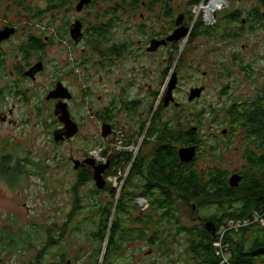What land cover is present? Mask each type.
I'll return each instance as SVG.
<instances>
[{
  "label": "rangeland",
  "instance_id": "1",
  "mask_svg": "<svg viewBox=\"0 0 264 264\" xmlns=\"http://www.w3.org/2000/svg\"><path fill=\"white\" fill-rule=\"evenodd\" d=\"M209 1L213 0H175L170 5L171 15L164 23L166 34H170L173 24L184 13L193 33L169 48L173 52L167 59V68L179 73L180 97L186 104L182 109L184 129L195 128L199 140L195 157L198 175L208 181L207 173L219 170L229 183L233 175H242L249 169L245 157L246 152L253 151V145L247 144L242 128L236 127L237 120L229 119L228 111L237 103L260 102L264 106V27L260 23L247 25L245 31L239 33V24L226 20L229 14L237 11L241 13V19L245 18L248 12L258 8V0H225L226 7L212 8L214 20L208 23L204 12L198 14L197 10L208 5ZM48 6V0H4L0 5V26L7 22L17 32L0 44V53L3 54L0 116L13 111L8 116L11 124L0 119V159L11 157L10 167L16 161L22 164L14 181H8L0 172V232L6 229L12 235L20 234L28 240L23 241L20 248L2 252L0 264H68L66 259L70 264H91L96 244L87 233L96 229L92 225L98 221L92 215L97 211L95 208L102 209L96 200L102 199L101 206L110 205L111 215L106 227L120 221V215L114 216L118 197L92 196L91 191L96 188L92 183L78 184V172L71 162V157L81 159L97 146L95 120L83 92L90 88L95 95L96 79L78 69L82 61L80 50L84 47H77L73 41L65 47L57 44L50 47L47 42L49 30L55 24L54 30L57 31L62 28L59 24L63 19L67 17L72 23L81 18V13L76 11L77 3L63 9L55 5L51 11L47 10ZM65 12H68L66 17ZM135 14V30L128 36L122 31L118 33L119 38L127 37L133 43L138 54L136 63L130 61L128 65L132 79L139 78V75L133 77L131 67L144 64L148 68L158 59V55L144 56L138 50L145 49L149 38L137 28V25L146 23L141 19L146 13L139 9ZM33 36L46 42L44 51L32 55L30 64L25 67L39 59L43 61V70L35 81L22 75L18 77L16 72L22 57L18 49ZM54 69L69 74L65 81L73 95L69 109L82 130L81 136L63 144L55 143L52 138L56 116L53 115L54 103L46 99ZM201 87L205 89L202 96L193 101L196 103L188 102L190 90ZM91 103L94 106L95 98ZM151 153L152 146L149 155ZM122 183L120 180L116 187H113L116 183L111 185L118 192ZM139 199L148 202L144 219L149 223L146 231L150 241L125 245L116 253L103 242L99 244L102 254L96 264H101L107 254L111 264H196L189 235H184L181 228L205 226L213 222L211 217L221 216L222 212L214 206L196 209L177 200L165 217L151 204L153 197H136L130 199V208L135 215L143 212ZM50 230L54 231V238L48 234ZM109 236L107 233L106 239ZM252 237V231L245 232L247 244ZM63 255L66 259H62Z\"/></svg>",
  "mask_w": 264,
  "mask_h": 264
},
{
  "label": "flooded vegetation",
  "instance_id": "2",
  "mask_svg": "<svg viewBox=\"0 0 264 264\" xmlns=\"http://www.w3.org/2000/svg\"><path fill=\"white\" fill-rule=\"evenodd\" d=\"M3 1L4 0H0V5ZM48 1L53 5L62 6L60 7L61 9L70 6L72 3L78 4L80 2V0ZM221 1L225 2V0ZM174 2L175 0H91L90 3L85 5L78 13H81V18L75 19L72 23H70L69 19L66 17L68 12H65L67 20L63 19L59 24L62 28L55 31V24L53 28L49 30L50 35L47 37V42L50 47H53L55 44L65 47L68 46V43L70 45L71 41H73L77 47H84L80 50L82 61H80L81 65L78 69L83 70L88 76H93L96 79L95 88L97 90H95V95H92L93 91L90 88L83 92L84 97L89 100L90 105L88 107L91 111L90 114L95 120L97 128V138L95 137V139L97 146L93 152L90 154L88 152L81 159H74L71 157V162H78L77 169H75L78 172V180L81 177L86 181L84 185L92 183L96 188L91 191L92 196L95 198L101 197L102 195L112 198L118 197L114 213L120 214V221L116 220L114 225H117L118 230H120L111 233L108 229L107 233H110V236L106 239V234V241H104L114 253L120 251L125 245L135 246L150 241L151 237L148 236L149 234L146 231V228L149 227V223L144 219V211L148 207L144 209L142 213L139 212L138 215L132 213V209L130 208V203L132 204L130 199L136 197H151L152 195L150 185L148 184V175L145 172H137L134 167L140 168L142 166L144 170H147L148 164L152 159L153 149L158 147V143L161 141L159 140V136L168 129L171 133L170 135L175 133V138H180V132H182V127L185 125V122H183L182 109L185 108L186 104L183 102L184 100L182 97H180L181 91L178 82L172 92L174 101L164 106V98L167 93L169 82L174 74L177 77V81L179 76L177 71L168 72L167 68V59L170 58L173 52V49L169 48L174 46L176 42H169L166 46H161L154 52L148 51L151 41L165 40L179 29L183 31L188 30L187 37L193 33L185 21L186 15L184 13L177 18L170 34H166L164 23L166 18L171 15L170 5ZM212 7V2L209 1L208 5H204L197 10L198 14L204 12L205 19L208 23L214 20ZM223 7H226V5L223 4ZM139 9L146 13V15L141 16L142 20H146V23L137 25V28L141 29L145 37L149 38V42L148 44L145 43V49L138 50L144 56L145 54L147 56L158 55V59L157 62L154 61L150 64L152 66L151 69V66L146 68L144 64L131 67L130 74H133V77L139 75V78L132 79L128 74V65L130 61L136 63V56H138V54L134 51L133 43H131L127 37L119 38L118 33L122 31L128 36L135 30L136 25L133 20L136 16L135 11ZM120 10L123 12H120ZM237 12L241 15L239 11ZM151 22L154 23L151 24ZM76 23L79 24L78 40L73 38L71 31L72 26ZM240 23L242 25H239V33H243L247 27L246 19H240ZM257 24L258 23H256V25ZM7 27L13 26L5 22V25L0 26V30ZM162 29L165 30L163 31ZM16 33L15 29L14 34ZM6 41L7 40L2 41L0 44ZM33 41H36V43L41 42L43 47L46 45L45 41L34 36L31 37L26 44L22 45L18 49L22 57L19 61L20 65L16 68V72H18V77L22 75L23 77L35 81L37 75L43 70V61L39 59L26 69L25 67L30 64L32 55H38L40 52H43L44 49H38L39 51H34L32 49V51L26 54L25 47ZM89 53L93 55H89ZM0 60L1 68L3 67V54L1 53ZM87 60H89L88 62L90 64L87 63ZM153 68L154 70L152 71ZM51 74V88L46 95V99L51 94L54 96V98L47 99V101L54 103L52 104L54 106L53 115L56 116V121L54 123L55 127H53L55 130L52 132V138L55 143L63 144L81 136V124L76 122L75 116L72 115L69 109L70 102L73 99L70 87L65 84L66 79L69 78V74L64 73V71L60 72L56 69H54ZM150 77H152V82ZM67 92L71 95V99L61 98V96H64ZM92 98L93 100L95 98L96 101L94 106L91 103ZM64 103L67 104L71 121L74 122L78 128V132L69 140L65 139V124L60 120V118H62L60 107ZM190 103L194 104L196 102ZM8 114L9 115H1L0 119L3 123L8 122L11 124L12 122L9 120L8 116H11L13 111L9 110ZM191 132L195 133V128H191ZM55 136L64 140L55 141ZM173 145H175V148H178V155L182 146L175 142H173ZM136 146H138L137 149H135ZM151 146L152 153L149 155ZM189 146H196L198 152L199 144L188 145L186 147ZM94 152L96 156H93ZM128 159L129 161L127 162ZM86 160L92 162L87 164L85 163ZM100 165L108 166L104 174H102L104 184L101 189L96 187L94 181V167ZM19 166H21V164H19ZM126 167H128L127 170H125ZM120 180H123V185L122 188L116 192L113 187H116L117 182ZM112 183H116V185L112 187ZM96 202L102 209L98 206L95 208L97 211L93 212L92 215L93 219H97L98 221H94L92 225L96 229L93 232L87 233L90 237L89 239H92L96 244V248L93 251L94 253H92L94 254V261H92L91 264H94V262L96 264L101 258L102 250L99 244H104L101 242L102 229L105 225L103 220L105 210L109 208L101 206L102 199L96 200ZM119 206L122 209V213L119 211L116 213ZM181 229L184 231L186 228ZM52 233H54V231L50 230L48 234L52 236ZM188 234L189 233L184 231V235ZM52 237L54 238V236ZM7 238H15L17 242L15 244L11 242L6 243ZM23 241L28 242L23 235H12L6 229H3L0 232V254L20 248ZM191 253L193 260L196 264H199L200 262L197 259V255H195L192 250ZM107 256H109V254H107L105 258H102L103 261L101 264H111ZM62 259H66L64 255ZM66 261L70 264L68 259H66Z\"/></svg>",
  "mask_w": 264,
  "mask_h": 264
},
{
  "label": "trees",
  "instance_id": "3",
  "mask_svg": "<svg viewBox=\"0 0 264 264\" xmlns=\"http://www.w3.org/2000/svg\"><path fill=\"white\" fill-rule=\"evenodd\" d=\"M223 4L225 2L221 0H213L212 8L217 10L223 7ZM54 6L49 3L47 10L51 11ZM241 18V15L235 12L229 14L226 20L237 21L236 23L242 25ZM245 19L247 25L255 26L256 23H260L264 27V0H258V8L248 12ZM42 48L41 42L33 41L25 47V52L28 54L32 49L39 51L38 49ZM228 117L230 120H237L236 127L242 128L247 144L253 145V151L246 152L245 157L249 169L242 174L237 187H230L226 175L219 170L208 172L209 180L205 181V177H200L196 171V158L190 164L180 163L177 155L178 148H175L173 142L179 143L180 146L199 144L196 133L184 129L186 124L182 127L180 138L176 139L175 133L170 135L168 129L159 136L161 141L158 143V147L153 149L152 159L147 170H144L142 166L134 167L137 172H145L148 175V184L152 191L151 197H153L151 204L165 214V217L170 214L171 208L177 200L196 209L214 206L222 212L221 216L211 217L213 222L210 231L206 229V225H200L197 229L184 230L189 233L190 250L197 255L200 264H220L215 253L214 242L222 225H225L227 221L251 219L255 213L264 211V106L260 102L237 103L228 111ZM249 149L251 150V146ZM11 161V157H1L0 159V172L6 176L8 181L16 180L22 167L20 161H16V164L10 167ZM85 183L86 181L80 177L78 184ZM118 211L122 213L120 206L116 213ZM110 215L109 205L108 210H105L104 213V223L108 221ZM118 215L120 214L114 213V216ZM114 223L110 228L104 225L101 242L105 241L108 229L111 233L118 230ZM248 231L253 232V237L247 244L245 232ZM224 241L230 248L231 264H264V226L252 224L242 230L226 233ZM8 242L15 244L17 241L15 238H7L6 243Z\"/></svg>",
  "mask_w": 264,
  "mask_h": 264
},
{
  "label": "water",
  "instance_id": "4",
  "mask_svg": "<svg viewBox=\"0 0 264 264\" xmlns=\"http://www.w3.org/2000/svg\"><path fill=\"white\" fill-rule=\"evenodd\" d=\"M91 0H80V2L77 4L76 6V11L79 13L82 8L85 5H88L90 3ZM179 25V22H178ZM72 36L74 39L78 40L79 38V24L76 23L72 26ZM15 33V28H10L7 27L5 29L0 30V42L8 40L12 35H14ZM188 36V30H177L175 33H173L171 36H169L168 38H166L165 40H161V41H157V40H153L150 43V48L148 49L149 52H154L156 51L157 48L161 47V46H166L167 43L169 42H180L181 40L185 39ZM177 77L174 74L169 82L168 85V89H167V93L165 95L164 98V106H167L170 102H173V96H172V92L175 89L176 85H177ZM204 91V87L201 88H193L190 90V94L188 97V102H193L196 99H199L202 95V92ZM50 98H54V96H52V94L50 96L47 97V99ZM61 98H67V99H71V95L67 92V94H64V96H61ZM61 109V113H62V118H60L61 122L65 124V139L69 140L70 138H72L73 136H75V134L78 132V128L77 125L71 121L70 119V115L68 112V108H67V104H62V106L60 107ZM223 133L225 134L226 131L224 130ZM58 140H64L61 138H58L57 136H55V141ZM197 153V147L196 146H189V147H185V148H181L178 152L179 155V159H180V163L181 164H188L191 163L193 161V159L195 158ZM92 161L90 160H86L85 163L90 164ZM74 169H77V161H74ZM108 166L105 165H100V166H96L94 167V181L96 184V187L101 189L103 188V184H104V180L102 178V174H104L105 169ZM241 181V176L238 174H235L232 176V178L229 180V186L230 187H237L239 182ZM212 224L211 223H207L206 224V229L210 231ZM214 233V229L212 230Z\"/></svg>",
  "mask_w": 264,
  "mask_h": 264
},
{
  "label": "built area",
  "instance_id": "5",
  "mask_svg": "<svg viewBox=\"0 0 264 264\" xmlns=\"http://www.w3.org/2000/svg\"><path fill=\"white\" fill-rule=\"evenodd\" d=\"M93 156H96L95 152L93 153ZM138 204L143 210L148 207V203L145 199H139ZM252 224L264 226V211L260 213H255L251 217V219H245L240 221H227L225 225H222L219 228L217 238H215L214 248L216 256L220 260V264H231V252L228 244H226L224 241L225 234L242 230L243 228L251 226Z\"/></svg>",
  "mask_w": 264,
  "mask_h": 264
}]
</instances>
